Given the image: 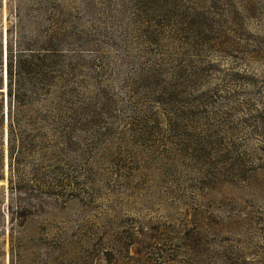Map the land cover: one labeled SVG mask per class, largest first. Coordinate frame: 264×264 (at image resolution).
<instances>
[{
    "label": "rangeland",
    "instance_id": "374dc122",
    "mask_svg": "<svg viewBox=\"0 0 264 264\" xmlns=\"http://www.w3.org/2000/svg\"><path fill=\"white\" fill-rule=\"evenodd\" d=\"M0 3V264H264V0Z\"/></svg>",
    "mask_w": 264,
    "mask_h": 264
},
{
    "label": "trees",
    "instance_id": "16d2710c",
    "mask_svg": "<svg viewBox=\"0 0 264 264\" xmlns=\"http://www.w3.org/2000/svg\"><path fill=\"white\" fill-rule=\"evenodd\" d=\"M1 4V3H0ZM1 7V5H0ZM1 33V32H0ZM2 46H1V35H0V60L2 57ZM28 57L26 59L23 51L19 53H12L9 49L8 43L6 42L5 46V68H6V87L8 95L12 98L13 106L12 109L17 108L20 111V108L24 102V93L23 89V77L22 73L24 72V67L28 65L29 71L39 74L40 78L45 84V93L52 95L54 101L55 117H58L59 123H64V117H71L73 110L72 103L69 99V87L67 85L66 78V66L59 65L57 63H45L47 54H41L40 49H29ZM56 57L57 55H52ZM1 67V62H0ZM48 88V89H47ZM16 127H14V122L10 124L8 130V151H9V169L13 170V161L12 153L17 149L22 150L24 145L23 141H18V136L16 133Z\"/></svg>",
    "mask_w": 264,
    "mask_h": 264
}]
</instances>
